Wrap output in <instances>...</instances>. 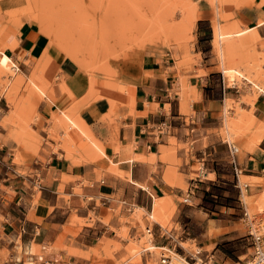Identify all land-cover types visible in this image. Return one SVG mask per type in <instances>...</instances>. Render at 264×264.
Here are the masks:
<instances>
[{
  "label": "crops",
  "instance_id": "0c3cea01",
  "mask_svg": "<svg viewBox=\"0 0 264 264\" xmlns=\"http://www.w3.org/2000/svg\"><path fill=\"white\" fill-rule=\"evenodd\" d=\"M16 9L1 7L0 23ZM201 17L199 30V21L208 22L199 33L204 36L213 21ZM232 17L227 27L249 32L234 37V47L247 38L244 51L226 65L264 83V0L236 7ZM21 22L0 29V58L4 53L19 67L13 76L0 74V264H150L148 252L140 263H122L129 256L127 235L148 240L143 226L153 229L159 248L210 240L212 228L224 231L217 242L233 241L237 201L231 207L220 201L216 211L203 204L207 193L215 202L237 194L220 132L228 102L248 94L227 84L214 49L208 56L195 49L179 62L144 59L129 95L112 106L91 99L78 65L67 57L47 84L50 70L37 67L50 39L30 20ZM242 109L253 131L239 142L238 178L264 179V92ZM62 112L74 116L86 138L67 130ZM157 200L165 202L160 218L172 229L151 219ZM137 211L146 213L142 220Z\"/></svg>",
  "mask_w": 264,
  "mask_h": 264
},
{
  "label": "rangeland",
  "instance_id": "374dc122",
  "mask_svg": "<svg viewBox=\"0 0 264 264\" xmlns=\"http://www.w3.org/2000/svg\"><path fill=\"white\" fill-rule=\"evenodd\" d=\"M254 2L255 0H229V5L225 9L222 5L212 4L209 0H9L0 8L9 5L17 9L6 13L7 17L0 23V29L8 23L13 28L19 27L22 23L21 18L38 25L40 32L50 39L49 48L37 67L40 72L50 70L47 84L54 83L52 77L58 71L59 60L67 57L78 65L82 78L90 89L91 99H107L113 106L117 100L129 95L133 79L139 75L144 59L162 57L168 58L170 62H179L180 58L190 56V52L195 49L206 50L208 48V44L200 43V30L197 25L194 27L189 25L190 27L188 26L183 30V33L181 32L180 24L186 14L199 18L201 16V18L204 16L212 18L210 50L214 49L213 53L223 64L222 72L225 67H230L222 59L221 53L218 51L220 49L213 43V30L220 26L227 31L233 42H235L234 37H239L235 38L238 40L245 36L249 32L248 30H238L227 26L233 18V9L249 6ZM148 18L156 20L154 29L152 28L154 33L150 31L151 28L145 29L142 26L145 25V20ZM137 21L138 26L135 27ZM246 39V37L242 38L240 44L235 43V57L244 51L242 48ZM205 55H209L208 51ZM231 67L236 68L241 76L236 74L234 84L229 77L224 75L227 84L235 92L247 93L248 97L242 98L240 101L228 102L230 107L226 111V128L220 132V136L224 141L235 145L239 149V155L244 148L239 144L240 140L251 135L253 131L252 122L244 117L246 111L242 109V103L252 104L261 93L260 90H264V83L261 78L252 76L243 67ZM0 70V74L14 75L12 65L9 69L0 67ZM61 87L63 91L70 94L66 83H63ZM9 99L11 101L10 96ZM62 114L68 123V131L75 129L81 137H87V132L78 124L74 116L69 112H62ZM36 118L34 117L33 121ZM55 119V122H58L59 117L55 116ZM27 131L30 132L29 129ZM243 182L248 183L244 206L249 213L255 215L264 211V179L249 178ZM251 188L252 190H249ZM238 199L239 194L236 197V209L231 210V216L235 214V222L231 224L232 228L230 229L233 241L227 243L221 242L220 239L217 242V237L224 231L212 228V239H202L197 242L188 241L182 246L193 254L202 250L205 252L203 257L207 253H212L216 264H238L240 259L243 260L250 255L252 248L242 222L243 205ZM164 209L165 202L163 200L155 201V213L159 212V216H161ZM155 213L153 221L161 223L167 229L173 228L166 220L158 218ZM144 215L146 213L137 211L134 217L142 220ZM143 230L146 232L144 226ZM147 237L148 242L144 240L140 243L128 235L126 236L129 240V246L126 248L129 256L122 263L126 261L141 262V256L146 255L147 250L145 249L150 246L148 245L149 241H153L151 236ZM144 243L146 245H143ZM153 245L155 244L153 243ZM176 251L180 254L185 252L181 247H178ZM151 253L152 255L149 253V256L150 258L152 256L154 260L150 264H160L162 254L169 252L158 248ZM174 264H177V261H174Z\"/></svg>",
  "mask_w": 264,
  "mask_h": 264
},
{
  "label": "built area",
  "instance_id": "2783aa9c",
  "mask_svg": "<svg viewBox=\"0 0 264 264\" xmlns=\"http://www.w3.org/2000/svg\"><path fill=\"white\" fill-rule=\"evenodd\" d=\"M12 69L14 75L19 72V67L13 62ZM224 75V74H223ZM225 78V76H224ZM236 88V86H235ZM230 156L233 160L235 174L237 176V187L239 189V200L241 205H243V218L242 222L246 228L247 238L250 242L252 253L246 256L243 260L240 259L238 264H264V211H261L255 215L249 213L247 208L244 206V198H243V188L240 185V181L238 175L240 174V170L236 164V157L238 156L239 149L230 143L227 142ZM191 149H194V143L190 145ZM248 188V186L246 187ZM152 219V216H150ZM152 228H146V232L149 235H152ZM166 248V249H165ZM163 251H168L169 253H163L160 259V264H174V261H177V264H181V262L186 264H216L214 261V255L212 253H207L205 257H203L202 250L195 252L194 254L191 252L187 253H177L176 249H168L165 247ZM186 252V249L183 247ZM151 253L150 251H147Z\"/></svg>",
  "mask_w": 264,
  "mask_h": 264
},
{
  "label": "bare ground",
  "instance_id": "6f19581e",
  "mask_svg": "<svg viewBox=\"0 0 264 264\" xmlns=\"http://www.w3.org/2000/svg\"><path fill=\"white\" fill-rule=\"evenodd\" d=\"M212 4H219V5H222L225 9H227V6L229 5V0H209ZM143 2H145V1H143ZM137 5V4H136ZM137 7V6H136ZM221 7V6H220ZM124 8H125V6H124ZM187 8V7H186ZM186 10V9H185ZM184 10V11H185ZM224 14V13H223ZM226 15V14H225ZM224 15V16H225ZM226 17V16H225ZM198 20H199V17L198 16H190L189 14H186L185 15V17H184V19H183V21H182V23L179 25L180 27H181V32L183 33V30L185 29V28H187L189 25H191L192 27H194V26H196L197 25V22H198ZM156 20L155 19H150V18H148V19H146L145 20V25L143 24L142 26H144V28L145 29H147V28H151V32L152 33H154L155 31H153L152 30V28L154 27V22H155ZM179 23V22H178ZM156 24V23H155ZM135 27H137L138 26V21L135 23V25H134ZM190 27V26H189ZM154 29V28H153ZM215 31V33H214V38H213V43L215 44V46H217L218 47V49H220V50H218V51H220L219 53H221V56H222V59L225 61V62H227V63H229L230 62V60H232L233 58H235V55H236V47H234L233 45H232V40H230V38H229V35H228V33H227V31L226 30H224V29H222L220 26H218L217 28H216V30H214ZM181 34V33H180ZM179 34V35H180ZM231 36V35H230ZM217 49V48H216ZM238 54V53H237ZM12 63H13V61H12V59L9 57V56H7L6 54H4L3 53V55L1 56V58H0V67H2V69H9L10 67H11V65H12ZM1 71V70H0ZM223 73H224V75L225 76H227V77H229V79H230V81L231 82H234V84H235V81H236V74L237 75H239V76H241V74H240V72L236 69V68H232V67H225L224 68V71H223ZM244 78V77H243ZM245 80H246V78H244ZM17 83H19V82H17ZM261 92H264L263 90H260ZM21 114H22V112H21ZM16 115V114H15ZM20 116V115H19ZM18 116V117H19ZM21 117V116H20ZM23 118V117H22ZM56 120V119H55ZM59 121V120H58ZM61 121V120H60ZM67 123V122H66ZM59 125V124H58ZM56 127V126H55ZM70 137V136H69ZM71 144V143H70ZM69 148H71V147H69ZM72 149V148H71ZM70 150V149H69ZM72 151H73V149H72ZM71 152V151H70ZM70 157V156H69ZM243 178V179H242ZM245 180H249V178H247V177H241V179H239V181H240V185L242 186V188H243V198H244V200H245V198H246V192H247V186H248V183H245V182H243V181H245ZM250 182V181H249ZM262 204V203H261ZM142 210V209H141ZM157 216H158V218H160V213L159 212H156L155 213ZM162 219V218H161ZM152 220H154V218H153V216H152ZM160 220V219H159ZM164 221V220H163ZM149 236H151V235H149ZM152 237V236H151ZM149 240H150V238H149ZM148 242V241H147ZM149 243L150 244H148V245H150L149 246V248L147 249H145V250H147V251H150V252H153L154 250H156V249H158L159 247H156L155 245H153V241L151 240V241H149ZM164 248L165 247H163V248H160V249H162V250H164ZM166 249V248H165ZM176 261V260H175ZM181 264H186V263H181Z\"/></svg>",
  "mask_w": 264,
  "mask_h": 264
},
{
  "label": "trees",
  "instance_id": "16d2710c",
  "mask_svg": "<svg viewBox=\"0 0 264 264\" xmlns=\"http://www.w3.org/2000/svg\"><path fill=\"white\" fill-rule=\"evenodd\" d=\"M204 24L208 25V22L199 21L198 25L200 28V32L203 29ZM199 39H200V43H202V44L206 43L209 45V46H207L208 48H206V50H203V51H209L211 49L210 42L212 40L211 28L209 27L207 30H205V35L200 36ZM237 194H239V189L237 190ZM237 194L235 195V197H232V196H229L227 198L219 197L220 200L218 199V202H215V199L212 198V196H211L212 194L207 193V196H209V199H207V198L204 199V204H203L204 208L211 210V211H216L217 206L220 203V201H225V203H226L225 205H229L231 207L233 205V202L236 201Z\"/></svg>",
  "mask_w": 264,
  "mask_h": 264
}]
</instances>
